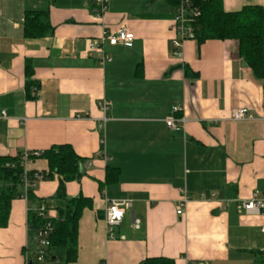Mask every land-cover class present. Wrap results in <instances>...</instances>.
I'll use <instances>...</instances> for the list:
<instances>
[{
	"label": "crops",
	"instance_id": "crops-1",
	"mask_svg": "<svg viewBox=\"0 0 264 264\" xmlns=\"http://www.w3.org/2000/svg\"><path fill=\"white\" fill-rule=\"evenodd\" d=\"M222 3L225 11L264 8V0ZM31 10L48 15L42 37L24 35V13ZM175 10L169 0H109L102 14L93 0H0V156L67 144L84 159L80 178L65 183L68 197L91 200L78 221L71 264L154 257L253 264L264 244V216L237 211L254 190L264 194L262 83L234 40H185L182 57H175ZM121 26L133 34L131 46L104 42L111 60L102 63L99 52L86 53L88 40ZM27 63L39 83L34 99L25 94ZM102 101L109 102L105 113ZM241 107L251 118L230 120ZM170 116L183 118V126L169 128ZM107 166L118 169L117 181H105ZM26 170L47 171V161L31 159ZM59 178L36 181L34 195L53 197ZM181 189L189 200L178 215ZM104 198L132 200L115 239L107 236ZM27 208L24 196L11 202L7 226H0V264H26Z\"/></svg>",
	"mask_w": 264,
	"mask_h": 264
},
{
	"label": "trees",
	"instance_id": "trees-1",
	"mask_svg": "<svg viewBox=\"0 0 264 264\" xmlns=\"http://www.w3.org/2000/svg\"><path fill=\"white\" fill-rule=\"evenodd\" d=\"M177 7L179 0H169ZM191 6L197 8L200 15L192 21L194 39L198 45L209 40H234L237 43L238 56L251 70L253 76L262 83L264 107V8L258 4L244 5L235 11H225L222 0H191ZM48 15L43 11H26L23 18V32L27 38H39L49 31ZM25 72V94L28 99L36 97L39 83L32 78L33 70L27 63ZM185 75L192 72L185 67ZM47 161L48 170L42 172L27 171L25 176L31 182L39 173L42 180L58 175L59 182L56 192L49 199L37 198L32 187L24 191V167L22 153L11 156H0V226L6 227L9 219L11 202L25 197L27 200V234L31 245L23 249L28 264H41L36 261V250L32 247L37 234L50 224L49 244L45 249V263L71 264L78 254V221L84 208L91 205V200L83 196L68 197L65 183L77 181L82 172L84 161L73 148L67 144L54 145L35 157ZM119 171L107 166L105 181H117ZM25 194V195H24ZM45 206L44 213L49 209L56 211V217L41 215L40 206ZM253 264H264V252L257 250ZM141 264H174L172 259L163 257L145 258Z\"/></svg>",
	"mask_w": 264,
	"mask_h": 264
},
{
	"label": "built area",
	"instance_id": "built-area-1",
	"mask_svg": "<svg viewBox=\"0 0 264 264\" xmlns=\"http://www.w3.org/2000/svg\"><path fill=\"white\" fill-rule=\"evenodd\" d=\"M109 0H93V5L96 9L97 14H102L107 9ZM176 14H175V30L177 34V38H174L171 41V45L173 48V55L177 58L182 57L181 47L182 43L185 40L194 39V32L192 27V21L194 18L200 15V12L197 8H193L191 6V0H179V4L176 7ZM133 34L130 33L125 27L121 26L118 29L111 31L104 29L101 33L100 39H91L87 41L86 45V53L91 55L94 52H99L101 54L100 62L110 61V57L104 52L102 48V44L106 42L110 46L122 45V46H131L133 42ZM99 109L105 113L109 108V102L102 101L98 104ZM177 111V108L173 109ZM4 111H0V115L4 116ZM247 118H251L248 110L245 107L238 108L232 111L229 115L230 120L240 121ZM106 119L105 117L103 118ZM264 121V116L261 118ZM166 125L171 129H178L179 127L183 126L184 119L183 118H174L173 116L167 117ZM29 154L37 157L39 153H22V165L24 167V176H23V183H24V191H27L28 187L34 185L36 181L42 180V175L36 173L34 175V180L29 181L27 176H25L26 165L29 163ZM25 195V194H24ZM189 197L185 191V189H181V197L180 200L176 204V214L181 215L183 210L188 202ZM132 207V200L130 199H117V200H110L104 198V221L106 224L107 229V236L110 239H115L116 235L114 233V229L118 227L124 217L125 212ZM45 206H40V213L44 216H48L44 213ZM237 211L239 213H244L246 215H262L264 216V194H260L259 191L254 190L251 196L247 199H242L237 204ZM139 220L133 219L132 227L134 229L139 228ZM51 226L47 224L44 229L40 230L37 234V241H39L40 249L36 252V261L41 264H57V263H45V249L49 244L48 236L50 234ZM261 233L264 234V226L260 229ZM118 238L123 239V236H118ZM261 251L264 252V244L261 248ZM26 264H28L26 262ZM100 264H106L105 262H101ZM196 264H206V263H196Z\"/></svg>",
	"mask_w": 264,
	"mask_h": 264
},
{
	"label": "rangeland",
	"instance_id": "rangeland-1",
	"mask_svg": "<svg viewBox=\"0 0 264 264\" xmlns=\"http://www.w3.org/2000/svg\"><path fill=\"white\" fill-rule=\"evenodd\" d=\"M32 247H33L36 251H38V250L40 249L39 241H37V240L33 241V243H32Z\"/></svg>",
	"mask_w": 264,
	"mask_h": 264
},
{
	"label": "water",
	"instance_id": "water-1",
	"mask_svg": "<svg viewBox=\"0 0 264 264\" xmlns=\"http://www.w3.org/2000/svg\"><path fill=\"white\" fill-rule=\"evenodd\" d=\"M81 172H82V169H81Z\"/></svg>",
	"mask_w": 264,
	"mask_h": 264
}]
</instances>
